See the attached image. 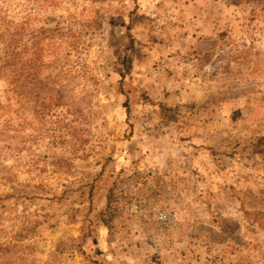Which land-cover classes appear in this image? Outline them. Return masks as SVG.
<instances>
[{"label": "rangeland", "instance_id": "obj_1", "mask_svg": "<svg viewBox=\"0 0 264 264\" xmlns=\"http://www.w3.org/2000/svg\"><path fill=\"white\" fill-rule=\"evenodd\" d=\"M0 264H264V0H0Z\"/></svg>", "mask_w": 264, "mask_h": 264}, {"label": "trees", "instance_id": "obj_2", "mask_svg": "<svg viewBox=\"0 0 264 264\" xmlns=\"http://www.w3.org/2000/svg\"><path fill=\"white\" fill-rule=\"evenodd\" d=\"M108 178L109 177H104L102 175H99L92 181L91 184L86 186L84 188V190L82 191L83 195H85V197H86L85 201L89 204L90 210H92V203L94 202V199L97 197V195L99 194L101 189L103 187H105V189H106V195H105L106 204H105L104 209L99 211V214H98L99 222H101L105 226L108 224V220H106V218L109 216L113 217L114 213H115L114 208L112 206V204H113L112 188L110 186H105L108 183L107 182L109 180Z\"/></svg>", "mask_w": 264, "mask_h": 264}]
</instances>
